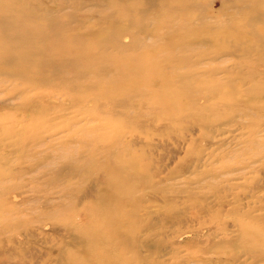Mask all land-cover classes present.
<instances>
[{
  "label": "rangeland",
  "instance_id": "374dc122",
  "mask_svg": "<svg viewBox=\"0 0 264 264\" xmlns=\"http://www.w3.org/2000/svg\"><path fill=\"white\" fill-rule=\"evenodd\" d=\"M263 59L264 0H0L4 255L34 236L36 264H63L66 230L107 231L59 211L94 172L130 183L114 197L142 264H264Z\"/></svg>",
  "mask_w": 264,
  "mask_h": 264
},
{
  "label": "bare ground",
  "instance_id": "6f19581e",
  "mask_svg": "<svg viewBox=\"0 0 264 264\" xmlns=\"http://www.w3.org/2000/svg\"><path fill=\"white\" fill-rule=\"evenodd\" d=\"M53 55H55V54H53ZM53 57H55V56H53ZM56 59L58 61L57 56H56ZM263 60H261V61H263ZM78 61H79V57H78ZM53 62L54 63H51V65H57L58 64V62L57 63L55 61H53ZM39 65H40V63L38 64V66ZM90 66H91V63H90ZM42 68H43V66H42ZM31 71H33V70H31ZM56 71H58V70H56ZM83 72H84V70H83ZM75 73H74V75H75ZM88 75L92 76V73H89ZM33 76H34V74H33ZM30 79H32V77ZM28 80H27V82H28ZM92 83H93V81H92ZM122 87L124 89L127 88V86L125 84H123ZM140 88H143V87L141 86ZM140 88L138 91L141 90ZM110 89L112 90V87ZM130 92L131 91H128V89H127V92L125 94L123 92L121 94L110 96V98H108L110 101V104L108 106H110L111 108L112 107L117 108V107L122 106V104L123 103L125 104L130 99V97L132 96L130 94ZM111 95H112V93H111ZM138 95H139V93H138ZM79 96H82V95H79ZM86 99H87L86 97H85V99L82 97V100L81 99L78 100L77 98H72V102H73V104H79V103H82ZM133 99H135V98H133ZM101 100L103 101V99H101ZM104 100H106V99H104ZM85 103H87V102H85ZM103 104H105V103L103 102ZM89 105H91V104H89ZM93 105L96 106L92 102L91 107L89 106L90 109L94 107ZM107 108H109V107H107ZM101 112H102V110H101ZM82 145L84 147H86V144H82ZM94 149L95 148H92V150H89V152L94 151ZM67 169H70L71 171H74L75 173H78L80 171V169H82L83 173L86 174L85 170L82 167L77 166V167L72 168V167L68 166ZM92 175L93 176L96 175V181H97V185L94 188H92L93 189L92 191L96 194V196L99 195L98 201H100L101 203L99 202L96 206H91L89 204L83 203V200L90 197V196H88V194L95 197L93 195L94 193L92 194L91 193L92 191H90L89 193H86L82 198H79V197L74 198L72 201L69 202L70 205L62 208V210L59 209V211L62 213H65V214L68 213L73 218V221H76V219H78V218L82 219L83 217H80V216L85 214V213L87 214V217H88L90 215V213L93 212L94 213L93 215H95L96 217H100L103 220V230L106 228L107 231L102 232L101 234H92V235L88 236L89 234H87L86 232L81 233L82 231L80 230V226L78 227V224H75V225H73L72 228H69L68 230H66V232H68L69 234H72L74 236V241L76 242V244L73 243L72 245H70L71 251L68 254L67 260H65V262L63 264H142V260L144 259V257L141 256L142 255L141 250H142V248L148 247L149 245H147L144 242H141L142 244L139 243L136 239L133 238V235H132L133 233L131 231H128V230L127 231L125 230V232L121 231V228L124 226V222L120 219V214H121V211L124 208H126V206H129V205L126 204L125 201L117 199L116 196L114 197V193H117L115 195H122L125 192V190H122V188L124 186L127 188L130 187V183L129 182L126 183L125 179L121 180L118 177L115 180H112L110 182L105 183L106 188L101 190V188H102L101 182H103L102 181L103 176L100 177L97 173L95 174L94 172H92ZM103 186H104V184H103ZM71 192H73V189H70V191H65L63 193V197H67ZM110 193L112 194V197H114L113 200H110L107 198V195H109ZM105 196H106V198H104ZM14 197L15 196L13 195V198ZM95 199H97V198H95ZM102 199H104V201ZM74 218H75V220H74ZM174 218L176 220H179V221H180V219H182L178 216H174ZM27 229H29V228L26 227V230ZM30 229H32V228H30ZM1 232L2 231H0V233ZM129 232L132 234H130ZM186 232H188V231H186ZM197 232H199V231H197ZM26 233L27 232H25V234ZM194 233H195V231H194ZM178 236H179V233H178ZM86 237H89L91 239L90 243H89V239H86ZM27 238L28 237H26V239L22 238L19 234L16 237H13V239L10 238V240H12L15 243L17 248L12 244L11 250L8 251L5 255H4V252L1 248L2 243H0V264H36L35 263L36 251H37L36 244H35V241H36L35 238L36 237L33 236V240L30 242H28ZM80 238L82 241L79 240ZM2 240L3 239L0 236V242H2ZM36 243H38V242H36ZM91 243H93V245H91ZM78 246H81V248H79ZM147 251H149V250L147 249ZM47 252H48V250H47ZM15 256H17V257H15ZM148 256H150V255L145 256V258H147ZM9 258H14L16 260L10 262Z\"/></svg>",
  "mask_w": 264,
  "mask_h": 264
}]
</instances>
